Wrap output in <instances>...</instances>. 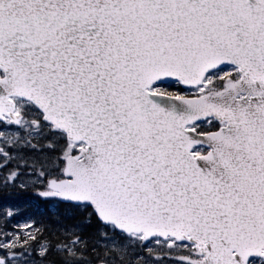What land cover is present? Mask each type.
Listing matches in <instances>:
<instances>
[{"label": "snow or ice", "instance_id": "obj_1", "mask_svg": "<svg viewBox=\"0 0 264 264\" xmlns=\"http://www.w3.org/2000/svg\"><path fill=\"white\" fill-rule=\"evenodd\" d=\"M0 264H264V0H0Z\"/></svg>", "mask_w": 264, "mask_h": 264}]
</instances>
